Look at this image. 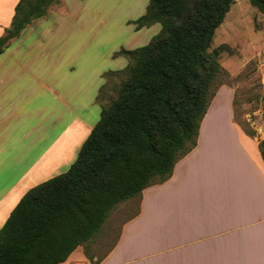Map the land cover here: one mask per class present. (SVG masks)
I'll return each mask as SVG.
<instances>
[{"label":"trees","instance_id":"16d2710c","mask_svg":"<svg viewBox=\"0 0 264 264\" xmlns=\"http://www.w3.org/2000/svg\"><path fill=\"white\" fill-rule=\"evenodd\" d=\"M58 0H19L0 37V55ZM235 0H149L129 24L160 25L144 46L121 49L126 59L116 96L66 172L30 188L0 229V264H60L92 241L118 204L167 180L196 146L199 126L220 72L209 51ZM264 14V0H249ZM108 72L105 78H111ZM105 95L104 85L98 99ZM264 162V141L258 144Z\"/></svg>","mask_w":264,"mask_h":264},{"label":"rangeland","instance_id":"374dc122","mask_svg":"<svg viewBox=\"0 0 264 264\" xmlns=\"http://www.w3.org/2000/svg\"><path fill=\"white\" fill-rule=\"evenodd\" d=\"M148 4L149 0H58L0 55V114L11 134L20 138L10 142L8 155L21 158L23 171L33 163L40 167L32 179L35 184L24 194L66 172L76 159L102 106L115 98L124 77L127 61L114 54L142 47L159 32V24L139 31L129 24ZM218 48L220 72L209 106L222 110L231 96L235 122L259 144L264 141V14L249 0H235L215 30L209 51ZM108 72L114 74L106 79ZM103 85L105 95L99 100ZM11 119L17 124L12 129ZM136 202L118 204L93 243L106 246L105 235L118 233L125 222L122 217L134 212ZM109 236L113 241L114 234Z\"/></svg>","mask_w":264,"mask_h":264},{"label":"crops","instance_id":"0c3cea01","mask_svg":"<svg viewBox=\"0 0 264 264\" xmlns=\"http://www.w3.org/2000/svg\"><path fill=\"white\" fill-rule=\"evenodd\" d=\"M18 1L0 0V37ZM3 117L0 229L40 170L33 163L23 171L21 158L9 157L8 145L20 138ZM12 120L10 129L17 127ZM135 199L118 233L105 235L106 246H78L60 264H264V162L258 143L235 122L231 96L222 110L208 107L196 146L171 176L128 202Z\"/></svg>","mask_w":264,"mask_h":264}]
</instances>
